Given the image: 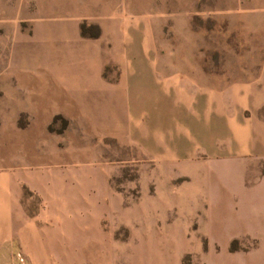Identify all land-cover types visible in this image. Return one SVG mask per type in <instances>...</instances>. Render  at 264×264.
<instances>
[{"label": "rangeland", "instance_id": "obj_1", "mask_svg": "<svg viewBox=\"0 0 264 264\" xmlns=\"http://www.w3.org/2000/svg\"><path fill=\"white\" fill-rule=\"evenodd\" d=\"M44 5L0 0V264H264L214 220L221 130L163 85L195 96L207 70L259 68L264 0Z\"/></svg>", "mask_w": 264, "mask_h": 264}, {"label": "crops", "instance_id": "obj_2", "mask_svg": "<svg viewBox=\"0 0 264 264\" xmlns=\"http://www.w3.org/2000/svg\"><path fill=\"white\" fill-rule=\"evenodd\" d=\"M43 3L42 14L50 16V0ZM260 61L259 68H230L228 77L223 73L222 78H216L213 70H207L206 80L196 85L195 96L183 91L177 80L171 85L163 81V85L174 87L175 102L184 107L181 111H190L195 125L207 136L211 131L221 130V147L214 142L211 151H201L208 159L204 175L209 185V201L212 208L218 210L214 220L218 223L221 216L227 218L231 235L260 241L256 253L264 262V59ZM134 64L133 61L127 66L129 80L136 75ZM100 86L103 90V81ZM179 118L175 120L179 130L192 134L191 126L187 127ZM222 170L229 175L223 182ZM228 208L237 211L232 213Z\"/></svg>", "mask_w": 264, "mask_h": 264}]
</instances>
